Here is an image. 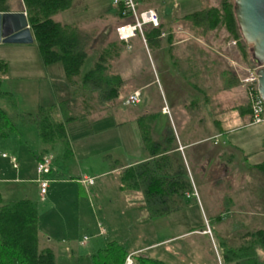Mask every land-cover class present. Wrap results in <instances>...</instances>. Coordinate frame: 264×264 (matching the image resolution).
<instances>
[{
  "label": "crops",
  "instance_id": "0c3cea01",
  "mask_svg": "<svg viewBox=\"0 0 264 264\" xmlns=\"http://www.w3.org/2000/svg\"><path fill=\"white\" fill-rule=\"evenodd\" d=\"M150 1L151 0H141V5L152 6L157 9L160 17V29L161 33H163V35L158 36L159 41H155L150 45L153 48L152 68L160 84L163 83L166 86L168 94L165 103L159 102L157 104L150 100L145 101V97L138 102L151 104V110L145 114L138 112L136 114L137 116L135 115L134 117L136 121L134 135L136 138L139 137L140 141L138 143V149H134L133 154H129V156L124 158L123 156L113 154L111 150V148L117 144L116 138H113L111 133V130L114 128L111 120L114 117L116 118L117 115H121L122 111L119 106L117 114L113 117L103 115L92 121L103 123L102 126H99L98 131H110L111 133V137L105 135L106 143L102 148L95 146L93 137L96 136V134L93 136L83 132H78V134L74 132V122L66 124L65 126L66 142L59 139L54 145L45 144L39 139L38 135L36 137L37 130L35 127L36 133H34V125H21L19 122L16 132L11 133L6 138H0V140H6L5 145L10 148L0 151V157L6 159L5 161L0 159V194L3 203L13 201L14 198L12 194L18 191L12 185L7 184L6 181H20V179L17 178V174L20 171V163L17 158L20 145L24 142H28V140L34 141L36 145L33 164L35 174L32 179L35 180L38 187L39 183L36 180L35 168L38 159L36 158V154L38 156L46 155L51 159L50 171L45 174L49 179L47 191L50 187L51 180L59 182V184H61V190L57 201H49L45 195L41 197L39 203H37V200H33L32 197H29L28 194L24 197L30 198L37 205L39 214L38 247L40 242H42V246L39 247L40 249L46 247L51 248L55 255V264L56 248L48 244L51 241V236L48 235V228L51 226L57 229V234L55 236H57L58 239L62 242L65 241L66 238L68 239L66 243H64V246H60L57 249L64 253L63 258L66 261H85L84 257L86 255L112 238L125 242L127 245L130 243L131 246L129 249L132 253L137 251L146 252L147 247H153L156 244V242L142 244L143 234H141L142 232H140V230H142L144 223L151 225L155 217L149 216L148 211L144 207V195L141 190L128 189L121 186L119 177L120 171L124 167L152 160V166H158L159 171L161 170L167 174H174L179 167L182 168L184 178L192 182L194 188L199 187L196 184L198 180L202 181L203 184H205L204 182L207 180H210L216 187H221L223 186L221 185V179L229 174L228 171L232 168L231 164L242 165L244 166L242 167L244 170L247 168L249 162L244 155L249 154L244 152L245 150L242 149L244 147L241 145L246 146L244 139L248 136V132H251V134L254 133L251 129L256 132L250 136L254 140L258 139L261 145L264 146V133L261 128L258 129L256 127L257 124H262L264 127V123H249L250 113L246 93L244 88L239 84L237 78L238 70L236 71L235 69L236 72L233 71L228 60L230 59L229 56L221 49V45H223L225 41L216 35L215 30L217 27L211 29L212 32L209 31L210 33H202L195 37H190L189 35L181 36L179 33L181 31H186L187 26L181 25L178 21L167 20V17L159 12L156 6L151 5ZM114 6L115 13L110 21L104 19L102 15H100L96 17V19L87 21L78 26L88 30L87 28L93 27L98 19L100 22L99 25L104 31H107L112 26L116 27L123 18L120 15L118 7L116 5ZM134 38L140 40H137V43L141 42L138 36ZM134 38H132L131 41H133ZM163 39H165L164 41L167 44L163 42ZM232 39L235 38L230 37L227 39L228 41H226V44H232L230 43ZM137 47H139V45ZM124 55L126 60H131L134 63L135 68L130 69L133 74L135 75V72H137L136 75L133 76L132 85L136 83L135 88H142L148 82L142 80L143 70L141 73L137 71L141 68L134 62L138 54L125 52ZM38 56L41 60L40 55ZM87 58L91 59L93 63L98 57H89L88 55ZM232 60L238 61L237 59H231V62ZM5 62L8 68V62ZM52 64L53 63L44 64L47 66L40 68L42 69V73L49 74L53 77V81H51L50 85L56 90L55 94L57 93L60 97H63V95L72 90V87L65 76L63 67L57 65L49 67ZM128 70L123 73L126 78L127 75L131 74ZM83 73L84 72H81L80 76H78L80 79ZM3 74L5 73L1 74V85L3 82ZM124 78H122V81L126 79ZM124 82L127 83L128 79ZM2 90L9 91L11 95H13L11 89ZM131 91L132 90L129 92ZM126 94L122 97L120 96L124 104H127L124 101ZM1 98L9 97L0 96V99ZM59 100L39 103L38 107L40 104L49 105ZM85 102H87L86 99L83 104H85ZM164 106L167 107L166 111L163 110ZM11 107L12 106H10V108ZM21 111L30 112L26 110ZM165 114H167V116ZM160 115H162L163 118H160ZM125 119H122V121H125ZM87 120L77 122H87ZM90 123L91 122H89V126ZM120 123L122 122L115 124H119L120 126ZM233 127L241 132L236 133L235 141L237 142H232L228 134H225V131L231 130ZM83 134L85 135L81 136ZM159 147L161 148L160 151L158 150L156 152L155 149ZM2 153H6V155L4 156ZM9 156H14L17 159V167L12 165ZM223 164L224 167L222 169L221 166H223ZM89 170L91 172H89ZM66 171L70 174L66 175ZM8 172L13 176L1 177L2 174H9ZM236 172L238 176L242 170H236ZM72 175H77L75 177L76 179H73ZM104 175H108L109 177L102 183H96L97 178ZM84 176L93 177L94 182L91 184L83 183L81 179ZM113 179H115V181H113ZM70 181H75L77 183L76 191L72 189L70 184L67 185L71 183ZM235 184V192L231 193V197L227 195L228 202L236 205L235 213L247 217L255 214L253 210L255 203L254 195L249 191H242V188H244L242 184L236 182ZM186 190H190V188ZM186 190H184L181 195H186ZM85 193H88L89 196ZM82 194L84 196H81ZM92 195H100V201L98 202L99 207L97 209L92 201H90ZM181 195H173L172 202H174L176 198H181ZM87 196L89 197L88 199H90L89 201ZM5 197H11L8 199L12 200L6 201ZM113 199L122 204L125 202V204L128 205V210L126 207H122L121 209L112 207L111 203ZM40 203L48 207L50 212L49 218L44 222L39 212ZM100 213L105 222L100 220V218H95V215H100ZM126 214L128 217H126ZM126 218L130 219V223L126 222ZM100 221L105 224H101ZM93 224L96 229L94 235L98 236L108 233V237L105 238L106 240L103 239L102 241L99 238L92 240V236L88 234L87 230L90 226L92 227ZM126 224L130 230L127 237L124 232V229L127 228ZM166 226H168V224ZM102 227L104 228L103 231L101 230ZM75 230H80L81 234L76 241L71 242L70 237ZM85 235L87 238H84ZM173 237H175L173 233L171 236L167 235L164 237V241L167 240L169 242Z\"/></svg>",
  "mask_w": 264,
  "mask_h": 264
},
{
  "label": "rangeland",
  "instance_id": "374dc122",
  "mask_svg": "<svg viewBox=\"0 0 264 264\" xmlns=\"http://www.w3.org/2000/svg\"><path fill=\"white\" fill-rule=\"evenodd\" d=\"M220 1L221 0H151L150 3L151 5L156 6L159 12L167 17V20L178 21L181 25L187 26L186 31H181L179 33L181 36L189 35L190 37H195L202 33L206 34V32H212V30H202V28L193 25L192 21L184 19L182 17L183 14L210 5L217 6L220 4ZM12 2L14 9L21 7V0H13ZM114 13L115 6L112 4L111 0H72V3L68 8L58 11L53 15V17L62 22H73L77 25H82L87 21L96 19V17H99L100 15H102L104 19H108L110 21L114 16ZM99 23L100 22L97 19L93 27L91 26L87 28L91 33V38L86 47L88 51L87 57L89 55V57L94 56L97 58L101 49H103L109 41L118 37L115 31V26H112L107 31H104L103 28L100 27ZM215 33L225 41V43L221 45V49L229 56L230 59L228 60L230 62V67H232L234 72L239 69V65L237 66L236 64H233L231 59L238 60H235L234 63L253 66L241 57L236 44H226V41H228L227 39L230 37L223 26H218ZM137 40L140 41L138 38H134V43L130 40L129 45L126 44L121 47L119 55L111 58L108 63L106 74L109 77L118 75L121 79L124 77L126 78L123 73L128 70V68L129 73H131L127 75V83L124 82L126 80L124 78L125 80L122 82L119 96L110 101L101 103L98 100L97 90L87 92V102H85L87 107L86 105H84L86 108L81 107L82 102H80L81 105L79 107H81L80 109L82 113L86 112V114L84 113L85 120H88L87 122L73 123L75 124L73 131L77 132V134L78 132H83L89 135L91 134L93 136L96 134V136L93 137L94 143L95 146L100 148H102V146L106 143L105 135H109V137H111L112 133V136L113 138H116L117 143L111 148L112 153L118 156H123L124 158L129 156V154H133L134 149H138V143L140 141L139 137L136 138L134 135L136 125L134 117L138 112L143 114L150 112L151 104H124L120 96L122 97L130 90L133 91L138 89L141 93V99L145 97V101L150 100L151 102H156L158 104L159 102L165 103L167 99L166 96L168 94L166 86L163 83L160 84L159 79L152 68L153 48L148 43L149 51H147L146 47L141 42L137 43ZM164 40L165 39H163V42H165ZM165 44L167 43L165 42ZM138 45L139 47H137ZM125 52L138 54L137 59H135L134 62L141 67V70L139 69L137 71L141 73L143 70L142 80L144 82H148L142 88H135L136 83H133V85L131 83L134 78L133 76H135L137 72H135L134 75L130 70L131 68H135V66L131 60H126L124 55ZM38 55L39 54L34 41L25 44L0 41V58L8 62V68L5 71V74L2 75L3 82L1 88L11 89L13 91V95H11V97L0 99V105L11 114L15 112L19 113L21 110L36 113L39 103H47L50 100H59L72 95V90L63 95V97H60L57 93L55 94L56 90L52 88V85H50L51 81H53V77L49 74L42 73V69L40 67H45L47 65H44L41 62ZM87 57L82 65L81 72H85L92 63V60ZM54 65L62 67L60 62L53 63L49 67H54ZM237 73L238 78L240 69ZM77 78L80 80V77ZM10 106L12 107L10 108ZM118 106L122 112L121 115H117L116 118H112L111 123L114 125V128L111 130V133L110 131H98L99 126H102L103 123H96L92 121L98 117H102L103 115L113 117L117 114ZM165 115L167 116V114ZM160 118H163V116L160 115ZM122 119H125V121H122ZM88 121L91 122L90 126ZM119 122H122L120 123V126L119 124H115ZM22 123L23 122L20 120L19 124L22 125ZM256 127L258 129L261 128L264 133V127L262 124H257ZM33 129L34 133H36L35 126H33ZM251 130L254 133L256 132L253 131V129ZM236 133L241 132H239L237 128L234 129V127L231 130L225 131V134H228L232 142H237L235 141ZM85 134L81 136H84ZM253 134L248 132V136L244 139L246 146L241 145L244 147L242 148L245 150L244 152L249 154L247 156V161L249 163L258 162L264 158V146L261 145V142L258 139L254 140L250 136ZM5 144L6 140H0V151L10 149ZM34 153H36V145L34 141L28 140V142H24L20 145V149L17 154L18 162L20 163V171L17 174V178H19L20 181L6 182L18 190L12 194L14 199L24 197L28 194L29 197H32L33 200H37V203H39V200H41L39 187L37 186L35 180L32 179L35 174L33 170ZM0 159L3 161L6 160L1 157ZM221 167L223 169L224 164ZM231 167L233 169H229V174H227L225 178L221 179V185L223 186L216 187L215 184L210 182V180H207L204 182L205 184H203L202 181L197 179L198 181L196 184L199 187L194 188L192 182H190L188 187L190 190H186L189 192V195L185 193L187 196L181 195V198H176L172 204L174 209L168 215L165 214L163 216H156L151 225L144 223L142 230H140V232H142L141 234H143L142 244H151L156 242L153 247H147L146 253L152 256L160 257L170 264H234L233 262H225L221 260L217 247V234L222 236L231 235L236 231L264 227V176L257 172V170L250 164L247 165L245 170L242 168L244 166L234 163L231 164ZM240 169L242 172L237 176L236 170L240 171ZM66 172V175L70 174L68 171ZM89 172L91 171L89 170ZM8 173L9 174L6 175L2 174L1 177L13 176L10 172ZM76 176L77 175H72L73 179H76ZM107 177L109 176L104 175L98 177L96 183L104 182ZM113 181H115V179H113ZM70 182L71 183H68L67 185L70 184L72 189L76 191L77 183L75 181ZM235 182L243 185L244 188H242V191H249L254 195L253 197L255 203L253 210L255 214L249 215L248 217L245 215H237L235 213L236 205L228 202L227 195L231 197V193L235 192ZM60 185L61 184H59V182L51 180L50 187L45 193L47 200L52 202L57 201L61 190ZM85 194L88 195V193ZM81 196L84 195L82 194ZM88 196L87 199L89 198ZM99 196L100 195H92L91 200L88 199V201H92L96 209L99 207ZM8 198L5 197V200H12ZM111 206L115 208L117 207L118 209H121L122 207H126V209L128 208V205H126L125 202L122 204L114 199ZM39 212L42 221H47V218L50 216L48 207L40 203ZM126 217H128L127 214ZM95 218H100V220L105 222V220L102 219L103 217L101 213L100 215H95ZM126 220V222L130 223L129 218H126ZM102 221H100V223L105 224ZM167 224L168 226H166ZM202 224L205 225L203 230L198 229L188 232L189 228L199 227V225ZM126 227L128 228L127 224ZM127 228L124 229L126 237L130 233L129 228ZM95 230L94 224L87 230L88 234L92 236V240L95 238H99L102 241L103 239L106 240L105 238L108 237V233L96 236L94 235ZM172 233L175 237L171 238L169 242L167 240L164 241V237L167 235L171 236ZM56 234V228L53 226L48 228V235L51 236V241L48 244L56 248V264H85V261L77 262L74 260L72 262L70 260L66 261L63 258L64 253L58 251L57 249L60 246H64V243H66L68 239L66 238L65 241L62 242L57 238V236H55ZM80 234V230H75L70 237L71 242L76 241ZM41 246L42 242L39 244V247ZM130 246L131 245L129 243L127 247L130 248Z\"/></svg>",
  "mask_w": 264,
  "mask_h": 264
},
{
  "label": "trees",
  "instance_id": "16d2710c",
  "mask_svg": "<svg viewBox=\"0 0 264 264\" xmlns=\"http://www.w3.org/2000/svg\"><path fill=\"white\" fill-rule=\"evenodd\" d=\"M12 1L0 0V12H26L33 41L42 62L62 64L72 87V95L49 105L40 104L35 114L23 111L11 114L0 106V138L16 132L17 124L21 120L23 125L33 124L39 139L45 144L54 145L59 139L66 142V124L85 120L86 112L82 113L80 108L86 105L83 102L88 96L87 92L97 90L101 103L119 96L123 81L118 75L107 76L106 70L111 58L119 54L126 42L118 37L109 41L101 49L98 58L81 75V79L77 80L88 54L86 47L91 33L74 23L61 22L53 17L58 11L68 8L72 0H21L20 9H14ZM233 6V0H221L217 6L196 9L182 17L204 31L223 26L229 36L237 40L241 57L250 65H255L249 44L239 29ZM160 33V25L145 30L149 45L159 41ZM6 70V62L0 59V96L11 97L9 91L1 89V74ZM160 149L159 147L155 151ZM244 156L248 159L247 154ZM41 157L36 154V158ZM152 163V160H148L124 167L119 178L123 188L143 192L144 207L149 216L156 217L167 215L174 209L173 195L183 194L190 182L184 178L182 168L179 167L174 174H167L159 171L158 166H152ZM249 164L264 176V158ZM204 226L202 224L191 227L188 232L204 229ZM38 233L39 214L36 203L26 197L3 203L0 194V264H55L53 250L49 247H38ZM217 247L222 261L234 264H264V227L236 231L231 235L217 234ZM129 253L133 264H170L143 251L132 253L125 242L116 238L107 240L86 255L84 260L88 264H124Z\"/></svg>",
  "mask_w": 264,
  "mask_h": 264
},
{
  "label": "built area",
  "instance_id": "2783aa9c",
  "mask_svg": "<svg viewBox=\"0 0 264 264\" xmlns=\"http://www.w3.org/2000/svg\"><path fill=\"white\" fill-rule=\"evenodd\" d=\"M112 3L118 7L120 15L123 18L115 27L119 39L124 40L129 45V41L138 36L147 51H149L145 30L160 25V17L157 9L152 6H142L141 0H112ZM159 35H163V33ZM236 41V39H232L230 43L235 44ZM232 63L237 66L239 65V84L244 88L246 93L250 113L249 123H264V98L258 88L257 68L259 65L248 66L234 63V61ZM140 100L141 93L138 89L127 93L124 99L127 104H135L140 102ZM163 110L166 111L167 107L164 106ZM2 155L5 156L6 153H2ZM10 161L14 167L18 166L14 156L10 157ZM50 164L51 159L46 155L36 161V180L39 183L41 197H44L47 191L49 179L45 174L50 171ZM81 181L85 184H91L94 182V178L84 176ZM186 194L189 195V192ZM101 230H104V228L102 227ZM84 238H87V236L85 235ZM124 264H133L131 253L127 255Z\"/></svg>",
  "mask_w": 264,
  "mask_h": 264
},
{
  "label": "water",
  "instance_id": "95a60500",
  "mask_svg": "<svg viewBox=\"0 0 264 264\" xmlns=\"http://www.w3.org/2000/svg\"><path fill=\"white\" fill-rule=\"evenodd\" d=\"M241 34L250 44L252 57L259 67L258 88L264 98V0H233ZM0 41L29 43L33 34L23 10L0 12Z\"/></svg>",
  "mask_w": 264,
  "mask_h": 264
}]
</instances>
